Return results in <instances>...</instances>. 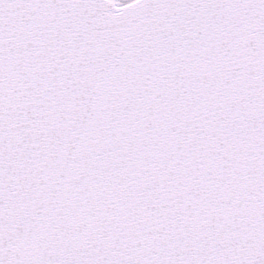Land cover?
Listing matches in <instances>:
<instances>
[{"label": "snow or ice", "instance_id": "obj_1", "mask_svg": "<svg viewBox=\"0 0 264 264\" xmlns=\"http://www.w3.org/2000/svg\"><path fill=\"white\" fill-rule=\"evenodd\" d=\"M0 264H264V0H0Z\"/></svg>", "mask_w": 264, "mask_h": 264}]
</instances>
